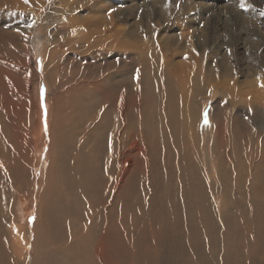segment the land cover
I'll return each mask as SVG.
<instances>
[{"label":"bare ground","instance_id":"bare-ground-1","mask_svg":"<svg viewBox=\"0 0 264 264\" xmlns=\"http://www.w3.org/2000/svg\"><path fill=\"white\" fill-rule=\"evenodd\" d=\"M7 1L0 0V3ZM34 1L36 0L31 2ZM31 2L28 0L27 4L30 5ZM68 8L70 7L65 8L64 12ZM147 17H151V14ZM91 21L93 19L89 20V25ZM97 21H93L94 29L88 35L90 42L94 31L98 34L93 37L91 47L97 46L98 37H102L110 39L107 45L110 48L128 47L133 51L116 63H109V67H114L116 71L107 69L103 74L102 78L104 75L109 76L105 79L108 88L106 90L101 79L97 92L91 95V104L82 105L81 110L89 107L87 112H79L76 104L74 105L75 115L81 114V117L75 119L71 115L63 119H50L51 134L46 136L47 139L44 137L41 143L48 142L51 145L48 157L50 165L47 176L43 178L45 184L49 183L45 191L48 193V197L45 196L48 208L44 209L43 201L38 214L36 213L40 226L37 221V224L34 223L35 238L46 237L49 244L43 249L45 241L41 239L40 244L36 243L41 251L37 252L39 247L35 244V252L29 247V239L32 237H29V226H20L21 230L17 228L16 235L13 233L23 240L22 246L19 245V253L13 257L14 254L8 247L0 248V264H264V149H261L256 164L252 163L250 148L246 149L244 152L249 156L245 155L246 161L243 162L237 158L241 156V150L238 149L233 154L232 148H229L235 143L232 145L225 142V139L218 143L219 138L214 136L213 147H207V155L201 154L203 138L200 137V132H203L205 117H201L200 126L201 115L197 104L201 103L200 97L206 84L211 88L220 79H232L227 77L230 74L228 67L220 66V76L215 77L213 70L207 68L209 58L201 60L202 56L198 57L188 49L182 52L185 53L186 62L180 67V70L186 72L177 75L169 70L168 73L167 60L164 65L162 58L152 53L154 41L144 45L140 55L134 54L140 47L136 39H133L135 43L126 39L124 31L110 35L103 28L110 24L109 21L106 22L103 18L100 22ZM86 23L88 26L87 21ZM139 28L137 31H126V34L132 38L142 36L143 28L148 27L145 28L142 24ZM177 38H164L162 42L169 44V50L173 43L184 48V40ZM78 42L68 41V45L76 46ZM192 59H195L194 63L189 64L188 61ZM130 67L135 69L134 72ZM172 77L187 80L182 79V85L189 92L178 88ZM142 78L145 83L141 86L138 80ZM133 83L135 88H132ZM79 88L85 91V95L91 91L86 85H76L71 93L76 98ZM260 89V95L264 97V89ZM127 95L131 99L126 104ZM22 103L20 98L17 108L21 113L13 116L19 118L22 124L20 130L13 125L11 117L0 113V166L8 170L12 163H16L17 184L29 188L32 185L33 166L23 170L18 165L29 164L25 160L29 152L25 154V149L29 150L27 141H30L32 126L31 111L22 106ZM168 105L173 108L170 116V109L166 112ZM262 105L264 103L260 104ZM225 120L227 119H223V137H227L231 132L229 128H232ZM187 122L193 131L192 137H186ZM239 132L237 129L238 135ZM79 135H83L81 139L78 138ZM78 143L84 146V150L77 146L71 147ZM172 157L174 161L179 159L177 161L181 164L176 166L184 168L186 173L183 174L186 176H182L186 180H180L179 177L176 183L168 176V166L173 164L170 162ZM248 161L250 164L246 166ZM100 163L105 166V180L106 175L103 176L98 168ZM181 169L179 173H182ZM193 175L196 177L193 178ZM244 177L250 179L246 180ZM250 185L259 199L250 198ZM237 191L248 192L239 198ZM13 194L11 191L10 198L14 197ZM250 204L254 209H250ZM0 206L1 211H4L6 225L16 223L15 217L11 216V220L8 218L14 208L6 204L5 195L0 200ZM85 208L90 209L91 213L88 210L84 213ZM255 209H260L261 212L252 219ZM74 211L79 222L84 221L87 216L90 220V224L87 220L88 225H84V235H80L81 237L75 231L78 222L72 232L70 216H73ZM67 213L68 227H64L61 223ZM66 240L68 241L64 243ZM57 241H63L62 247L54 248ZM8 244L11 245V242ZM32 250L34 252L31 253ZM169 254L172 255L167 257Z\"/></svg>","mask_w":264,"mask_h":264},{"label":"rangeland","instance_id":"rangeland-1","mask_svg":"<svg viewBox=\"0 0 264 264\" xmlns=\"http://www.w3.org/2000/svg\"><path fill=\"white\" fill-rule=\"evenodd\" d=\"M31 1L33 2V0ZM32 2L30 5L24 3V0H8L0 3V48L2 45L4 46L0 49V113H4L8 118L11 117L13 125L20 130L22 124L19 118L13 117L21 113L17 108L20 98L23 102L22 106H26L31 111L32 126L30 128L31 133H29L31 138L30 141L29 139L27 141L29 150L27 151L24 148L25 154L29 152L28 157L25 155V160L27 159L26 162L29 164H27L28 166L21 163L18 165L23 170L25 168L30 169L33 166L31 171L32 185L29 188L17 184L16 163H12V167L8 170L0 166V171H3L0 172V176L2 175L0 177V200L5 195L6 204L14 208L12 215L8 213V218L9 220H11V216L16 218V223L6 225L3 217L4 211L3 209L1 211L0 206V217H3L0 218V240L2 239L0 248L8 247L10 252L14 254L13 257L19 253V245L22 246L23 240L15 236V233H17V228L20 229V226L25 228L26 225L30 229L28 230L30 232L29 237L32 235L29 239V247L34 251H37V247H39L37 252L41 251L38 245L41 243V239L45 241L42 248L47 247L49 244V242H46L47 238L37 237L39 240L35 238L34 229L35 224L38 222L36 213L40 204L44 201V209L48 208V201H45V196L48 197V193L46 194L45 191L49 183L45 184L43 178L47 176L50 165L48 157L51 145L48 142L41 143L44 137L51 134L50 119H63L71 115L75 116V119L81 117V114L75 115L74 105L76 104L79 112L83 113L85 110L87 112L89 107L81 110L82 105L91 104V95L97 92L101 79L106 90L108 88L105 79H108L109 76L104 75V78H102L103 74L107 69L111 72L116 71L114 67H109V63H116L118 59L129 55L133 51L128 47L110 48L107 46L110 39L102 37H98L97 46L91 47L90 43L93 41V37L98 36L94 31L91 41H88V35L94 29L93 21L98 20L97 22H100L102 18L106 19V22L109 21L110 24L103 28L107 29L108 34L117 35L124 31L126 39L134 41V43L137 41L140 47L136 49V52H133L134 54L140 55L144 45L154 41L152 53L162 58L164 65H166L167 60L169 63V65L167 63L168 73L172 71L170 73L180 75L186 72V70H180V67L184 66L186 62L184 60L185 53L182 52L188 49L196 56H202L201 60L209 58L207 68L213 70L212 73L215 77L220 76L218 71L220 66H227L230 70L227 77H232V79L227 81L220 77L223 79L214 83L211 88L206 84L204 90L207 89V91H202L201 103L197 104L201 115L199 119L200 126L202 125L201 117H205V123L203 122L204 125H202V128L204 127L203 132H200V137L203 138L201 154L203 156L204 154L207 155V147H213L215 136L219 138L218 143L224 142V139L225 142L232 145L235 143L233 147L230 145L229 148H232L233 154L238 149V151L241 150V156H237V158L242 159L243 162L246 161L244 159L245 155L249 156L244 151L250 148L252 163L256 164L258 162L260 151L264 149V105L260 106L261 103H264V100H262L264 97L259 92L260 88L264 89V86H262L264 85V0H163L162 3H157V0H36L34 3ZM241 2L245 5L244 9L240 7ZM67 7L72 9L68 8L69 13L68 11L64 12ZM149 14H151V17H147ZM92 19L93 21L89 25V20ZM85 20L88 22V26ZM68 24L70 27H68ZM142 24L143 27H148L143 28L144 33L142 36L132 38L126 34V31H137ZM66 25L68 26L66 27ZM69 28H73V30ZM69 30L72 31L69 32ZM164 38H182L185 47L179 48L173 43L169 50V44L162 42ZM133 39H136V41ZM74 40L79 41L76 46L68 45V41ZM8 49L11 51H8ZM194 61L195 59H192L188 63L192 64ZM130 70L134 72L135 69L130 67ZM182 79L184 78L182 77ZM182 79L179 77L176 80L172 77L178 88L182 89L183 92H189L186 87H183ZM138 82L142 86V83H145L144 78L139 79ZM134 83L136 82L134 81ZM134 83L132 88H135ZM76 85H86L91 91L85 95V91L79 88L82 91L78 90L79 95L76 98L75 95L71 94ZM128 97L130 96L127 95L126 104L131 99ZM169 106L166 107V112L170 109L168 113L170 116L173 108ZM35 115H38V117ZM223 119H227L225 120L227 124L230 123L228 126L231 125L233 131L232 128H229V130L234 133L233 135L230 132L227 137L222 136ZM32 127L35 128L32 129ZM237 129L240 131L239 135ZM185 131L187 133L186 137L193 132L188 122ZM24 133L27 134L25 130ZM82 136L79 135L78 138L81 139ZM47 137L44 139H47ZM238 137L239 139H237ZM240 140L242 143L246 142L247 144H242ZM257 140L260 143L262 142L263 146ZM76 146L77 148L81 147L80 150H84V146L79 143L71 145L72 148ZM250 150H247V152H250ZM170 160L173 164L168 166V173L170 172L168 176L176 183L180 178V180H186V177H184L186 174H183L186 173L184 168L181 169L182 167L176 166V164H181L178 163L179 159L174 161L172 157ZM248 163L250 164V161L246 163V166ZM170 167L171 169H169ZM98 168L101 173L103 172V176L106 175L105 166L100 163ZM174 168H177L176 171H174ZM248 168L247 170H249ZM252 168L255 170V166ZM180 169L182 173L178 172ZM194 176L196 177V175L192 177L195 178ZM106 177L107 175L104 176V180ZM244 179L250 178L244 177ZM248 188L252 192L250 198L259 199V196H255V193L251 190V185ZM11 191L14 193L12 198H10ZM237 192L240 198V196H245L248 191ZM252 200L256 201L255 199ZM20 201L24 203H19ZM251 208H253L252 204H250ZM90 209L85 208V211L84 209L83 211L85 213L88 210L90 212H87L90 214ZM260 212V209H255L251 216L252 219L258 217ZM67 215L68 213L64 215V220L61 223L64 227H68ZM73 216H70L73 224L72 232L75 223L78 222L75 231L81 237L84 235L82 233L84 227L90 224L89 217L87 216L84 221L79 222L75 218V211ZM144 222L147 223L145 218ZM38 226H40L39 222ZM8 229L9 231H7ZM68 233L69 231L67 235ZM4 240H6L5 243ZM10 242L11 245L8 244ZM64 243L63 241L62 243L57 241L54 248H60ZM35 244L37 247H35ZM33 250L31 253L34 252ZM171 255L169 254L167 257Z\"/></svg>","mask_w":264,"mask_h":264},{"label":"snow or ice","instance_id":"snow-or-ice-1","mask_svg":"<svg viewBox=\"0 0 264 264\" xmlns=\"http://www.w3.org/2000/svg\"><path fill=\"white\" fill-rule=\"evenodd\" d=\"M28 2V0H25V3H27ZM240 7L242 8V9H244L245 8V5H244V3L243 2H241V4H240ZM262 86H264V85H262Z\"/></svg>","mask_w":264,"mask_h":264}]
</instances>
